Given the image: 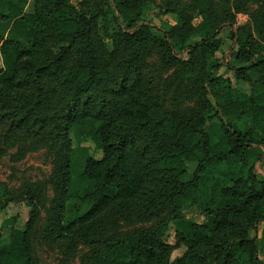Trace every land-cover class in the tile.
I'll list each match as a JSON object with an SVG mask.
<instances>
[{"label": "rangeland", "instance_id": "obj_1", "mask_svg": "<svg viewBox=\"0 0 264 264\" xmlns=\"http://www.w3.org/2000/svg\"><path fill=\"white\" fill-rule=\"evenodd\" d=\"M27 12L42 0H29ZM74 10L83 13V31L108 67L106 86L110 98L120 107L136 110L140 105L152 106L160 112L192 120L202 115L205 131L217 139L219 120L213 101L205 98L203 83L208 76L222 77L242 95H251L249 83L236 78L235 69L251 65L264 56V0H209L210 9L197 7L198 0H146L143 7L144 27L131 35L113 19L111 0H70ZM200 3L198 4V6ZM205 13H203V11ZM186 15L194 27L206 20L207 31L218 32V49L213 55L196 49L170 50L158 30L181 27ZM183 17V16H182ZM8 25L0 21V31ZM74 47L80 38L77 37ZM190 46L200 44L199 35L185 37ZM62 46L54 41L22 61V74L12 86L0 85V232L2 244L8 243L13 224L29 230L31 255L35 264H97L113 245L129 236L167 226V241H174V220L181 212L186 218L206 224L208 217L197 205L180 210L171 202L173 187L164 181L165 168H158L155 153L141 155L144 184L140 195L120 201L90 221L78 223L93 207L84 197L93 183L81 177L85 156L95 160L103 152L80 134L68 119L62 105L64 85L57 76H44L48 102L40 114H34L17 99L36 98L34 69L44 63L50 52L59 53ZM181 60H179V59ZM221 64L219 70L214 66ZM2 59L0 55V67ZM229 86V84H224ZM27 120H21L27 116ZM264 138V134H259ZM256 151L261 160L256 176L264 186V142ZM195 162H185L183 175L175 167L169 172L172 184H185L194 178ZM111 188L109 194L115 195ZM74 198L65 201L67 195ZM264 204V203H263ZM64 206V212L61 208ZM74 222V225H72ZM6 223V224H5ZM70 227L68 232L59 228ZM264 249V221L250 227ZM218 243H227L231 232L213 235ZM209 254L212 249L197 246ZM186 248L176 249L171 260L180 258ZM264 262V250L260 252Z\"/></svg>", "mask_w": 264, "mask_h": 264}, {"label": "trees", "instance_id": "obj_2", "mask_svg": "<svg viewBox=\"0 0 264 264\" xmlns=\"http://www.w3.org/2000/svg\"><path fill=\"white\" fill-rule=\"evenodd\" d=\"M28 1L0 0V21L9 27L6 32L0 31V85H14L22 74L23 59L48 42L66 45L59 53L50 52L47 60L34 69L36 98L17 101L28 111L40 114L49 93L41 79L57 76L64 85L62 105L71 125L103 152L100 160L85 156L81 177L91 181L93 188L84 199L93 207L77 222L90 221L117 202L136 199L144 184L141 155L151 152L156 154L158 168L166 169L162 178L173 187L171 202L176 209L197 205L208 217L202 225L180 212L174 220L175 244L167 241V226L162 225L113 245L97 264H264L259 258L264 249L249 233L250 227L264 221V186L256 176L257 163L263 165L256 151L264 142L259 136L264 134V56L253 59L251 65L234 68L236 78L251 86V95L240 94L222 77L206 78L203 94L213 101L221 132L214 139L205 131L207 120L201 114L189 120L148 105L136 110L120 107L110 98L106 86L109 64L83 31V13L75 11L70 0H42L43 5L36 4L32 12H27ZM145 1L111 0L115 23L136 34L145 26ZM196 5L201 11L210 9L209 0H198ZM182 16L180 28L158 30L166 38L167 47L187 49L190 54L199 49L213 55L218 49V32L207 31L206 18L194 27L186 15ZM190 35L203 40L190 46L184 42ZM77 37L80 41L74 59ZM220 67L217 64L214 70ZM187 161L197 163L194 178L185 184H172L167 175L175 167L183 175ZM111 188L116 189L113 196L109 194ZM72 198L67 195L65 201ZM7 227L8 243L2 244L0 232V264H35L29 230L13 224ZM59 228L62 232L70 230L61 225ZM227 231L231 239L218 243L213 235ZM197 246L212 251L205 254ZM181 247L186 252L172 261L173 252Z\"/></svg>", "mask_w": 264, "mask_h": 264}]
</instances>
